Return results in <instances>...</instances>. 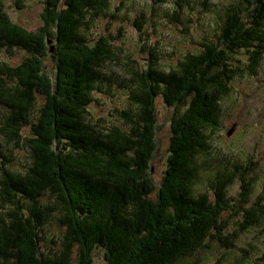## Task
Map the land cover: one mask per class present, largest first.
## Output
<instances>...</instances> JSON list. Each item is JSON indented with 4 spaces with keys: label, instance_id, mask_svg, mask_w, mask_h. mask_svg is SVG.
Here are the masks:
<instances>
[{
    "label": "trees",
    "instance_id": "trees-1",
    "mask_svg": "<svg viewBox=\"0 0 264 264\" xmlns=\"http://www.w3.org/2000/svg\"><path fill=\"white\" fill-rule=\"evenodd\" d=\"M256 2L250 13L231 7L214 39L199 42L173 69L162 71L154 60L135 64L124 87L132 108L116 113L120 126L106 128L90 121L88 108L95 91L109 88L100 68L119 59L112 36L91 33L110 0H44L36 31L13 23L0 0V54H26L16 66L0 61V137L23 143L29 154L15 171L0 149V264H93L95 250L103 264H199L211 241L232 248L240 234L264 224V185L245 208L246 174L224 170L209 184L212 198L194 193L199 171L210 169L199 160L209 151L206 132L217 130L220 102L247 71L236 56L246 54L253 75L264 54V0ZM158 98L173 113L156 185ZM235 181L236 201L227 195ZM43 196L52 201L42 204ZM53 215L63 228L61 249L45 253L42 226Z\"/></svg>",
    "mask_w": 264,
    "mask_h": 264
},
{
    "label": "rangeland",
    "instance_id": "rangeland-1",
    "mask_svg": "<svg viewBox=\"0 0 264 264\" xmlns=\"http://www.w3.org/2000/svg\"><path fill=\"white\" fill-rule=\"evenodd\" d=\"M1 1L3 11L13 23L29 31H36L41 26L44 0ZM187 4L192 6L191 9H187ZM256 5V0H110L108 13L99 15L91 24V33L93 38L112 36L119 59L106 62L100 68L102 74L110 76L109 88L102 87L101 91L94 92V102L88 108L90 121L106 128L111 124L120 126L121 120L116 113L132 108L124 87L129 84L130 69L135 64L146 66L147 62L154 60L162 71L173 69L185 55L199 51V42L214 39L231 7L250 13ZM173 11L178 12L177 19ZM25 56L17 49L2 51L0 61L16 66ZM236 58L240 61L237 66L247 71L239 73L232 82L229 96L220 102L217 130L206 132L209 151L199 160L205 162L201 165L202 170L210 169L205 173L199 171L194 193L206 192L212 198L209 184L217 174L224 170L243 173L251 183V194L244 206L250 208L264 185V54L253 75L248 74L246 54L240 53ZM44 64L47 68L52 66L49 57L44 58ZM155 106L158 149L152 160V177L157 185L166 166L169 120L173 112L160 98L156 99ZM22 129V137L29 136V126ZM0 149L7 155L9 162L2 161L7 169L17 171L27 166L29 154L23 143L8 144L0 137ZM240 187V182L235 181L228 188V197L236 201ZM41 201L48 204L52 200L43 196ZM262 204L264 199L260 201ZM235 220L228 221L226 232L235 227ZM42 227L44 242L41 249L45 253L59 251L63 228L58 225L56 217L53 215ZM210 245L211 250L199 264H264V224L240 234L232 248H225L215 241ZM103 263L102 253L95 250L93 264Z\"/></svg>",
    "mask_w": 264,
    "mask_h": 264
},
{
    "label": "water",
    "instance_id": "water-1",
    "mask_svg": "<svg viewBox=\"0 0 264 264\" xmlns=\"http://www.w3.org/2000/svg\"><path fill=\"white\" fill-rule=\"evenodd\" d=\"M48 44H50V43L48 42ZM49 51L51 53L53 51V47H50Z\"/></svg>",
    "mask_w": 264,
    "mask_h": 264
},
{
    "label": "bare ground",
    "instance_id": "bare-ground-1",
    "mask_svg": "<svg viewBox=\"0 0 264 264\" xmlns=\"http://www.w3.org/2000/svg\"><path fill=\"white\" fill-rule=\"evenodd\" d=\"M49 43H50V41H49Z\"/></svg>",
    "mask_w": 264,
    "mask_h": 264
}]
</instances>
